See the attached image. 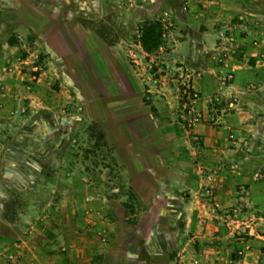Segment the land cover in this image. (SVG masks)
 <instances>
[{
  "label": "rangeland",
  "instance_id": "obj_1",
  "mask_svg": "<svg viewBox=\"0 0 264 264\" xmlns=\"http://www.w3.org/2000/svg\"><path fill=\"white\" fill-rule=\"evenodd\" d=\"M89 75L181 141L158 168L183 171L179 196L154 202L172 263L264 264V0H0V264H101L145 210Z\"/></svg>",
  "mask_w": 264,
  "mask_h": 264
},
{
  "label": "crops",
  "instance_id": "obj_2",
  "mask_svg": "<svg viewBox=\"0 0 264 264\" xmlns=\"http://www.w3.org/2000/svg\"><path fill=\"white\" fill-rule=\"evenodd\" d=\"M57 32L56 30L52 34ZM59 39L63 42L64 49H67L62 55L72 57L76 53L72 36L59 37ZM51 47L55 52L61 50L55 44H51ZM140 91L136 88L134 91H129L126 97L137 96L141 94ZM94 95L106 100L105 110H103L105 116L102 122L108 127L99 126L108 142L115 148L119 161L125 164L122 173L129 184L130 191L134 194V201L140 203V206L145 209L134 223L125 222L123 213L117 219L116 243L99 252L101 264H173L171 252L175 248V241L170 243L169 239L159 238L165 232L161 227L171 225L172 217H168L166 222L155 220V214L159 215L157 210L164 207L161 205L155 207L154 202L155 199L162 198L168 193L174 197L179 196L176 187L185 179L183 171L177 169L170 171L167 168L158 170V168L160 161L163 160L162 157L174 151L181 141L172 139L170 132L164 129V125L160 124L156 116L153 118L149 113L141 112L140 106L129 111L133 119L118 123L117 118L113 117L115 111H113L112 101L97 95V92ZM157 103L156 101L155 105ZM153 131L161 132L156 146L155 140H150V134ZM188 202L189 200H181L180 204L186 207ZM179 206L181 205L175 204L170 206V209H177Z\"/></svg>",
  "mask_w": 264,
  "mask_h": 264
},
{
  "label": "trees",
  "instance_id": "obj_3",
  "mask_svg": "<svg viewBox=\"0 0 264 264\" xmlns=\"http://www.w3.org/2000/svg\"><path fill=\"white\" fill-rule=\"evenodd\" d=\"M139 34H140L141 42L146 49H150L151 47L156 46L159 42V32L157 31L156 24L154 25L151 23L148 25L146 24L141 25L139 29ZM72 44L75 46V51L78 52L79 49L77 45H75L74 42H72ZM87 57L88 56L84 55L81 58L82 63H84L86 66L88 65V63H86ZM113 72L116 75V71ZM115 75H113V77L115 78L117 86H115L114 83L111 81L112 83L110 84L111 85L110 89L107 91L103 89L98 79L94 75H89V76L90 79L92 80V83L98 89L97 95L104 96L108 99V101H112L113 111H115V113H113V117L115 116V118H117L116 119L117 122L120 123L126 121V119L127 121L128 119L129 120L133 119V115L129 114L128 112L123 113L122 111H120L119 109H122V107H119L120 105H117L116 101L122 100L123 98L126 97V94L129 91H134L136 88L134 87V85L122 86L120 83H118L117 77Z\"/></svg>",
  "mask_w": 264,
  "mask_h": 264
}]
</instances>
